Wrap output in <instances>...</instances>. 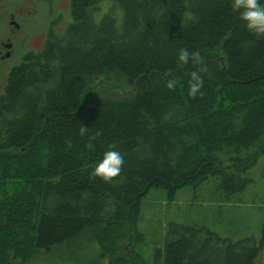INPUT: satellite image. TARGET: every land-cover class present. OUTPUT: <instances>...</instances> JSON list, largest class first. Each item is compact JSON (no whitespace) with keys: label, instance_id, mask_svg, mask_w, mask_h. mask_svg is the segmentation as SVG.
<instances>
[{"label":"trees","instance_id":"16d2710c","mask_svg":"<svg viewBox=\"0 0 264 264\" xmlns=\"http://www.w3.org/2000/svg\"><path fill=\"white\" fill-rule=\"evenodd\" d=\"M68 1L64 28L28 50L0 92V264L56 252L57 262L74 264L82 250L90 254L82 264H254L264 215L257 240L170 223L150 261L133 245L127 259L117 243L127 227L140 241L136 218L151 188L172 198L209 181L220 202H235L247 172L259 165L264 177V39L245 29L231 0ZM181 48L208 66L195 99L194 67L178 63ZM96 76L131 91L83 102ZM113 147L124 156L120 175L111 183L91 177Z\"/></svg>","mask_w":264,"mask_h":264},{"label":"rangeland","instance_id":"374dc122","mask_svg":"<svg viewBox=\"0 0 264 264\" xmlns=\"http://www.w3.org/2000/svg\"><path fill=\"white\" fill-rule=\"evenodd\" d=\"M67 2L68 0H51V9L53 5V11L63 12V18L66 19ZM24 4L26 3H23L22 7L26 8L27 6ZM108 5L109 2L106 1L100 3L97 17L105 11ZM45 13L44 7L36 10V15L33 18H28L27 25L30 27L26 28L27 32L24 34V50L38 49L40 39L44 35L42 29L43 23H45ZM3 83V81L0 82V90ZM130 91L131 88L121 79L111 80L105 79L103 76H96L87 81L82 101L100 96L105 92L121 97ZM259 164L261 165V163ZM246 174L250 177V182L242 193L236 194L239 200L235 202H220L219 195L215 194L214 187L209 181L194 188H179L172 198H168L164 189H149L141 198L136 218V229L141 233L140 241L135 240L134 245L130 228H124L117 243V251L130 259V250L133 245L136 252L143 254L144 258L150 261L154 250L164 245L170 223L204 225L220 238L232 241L252 236L257 240L259 226L264 215V177L261 176L259 165ZM260 252L261 254L254 264H264V244ZM58 255H62V253L56 252L49 255L37 253L25 264H62V260L56 261V258L60 257ZM88 256L90 254L85 250L76 253L74 264L84 263ZM7 264L20 263L10 261ZM97 264H108V262L103 257Z\"/></svg>","mask_w":264,"mask_h":264},{"label":"clouds","instance_id":"9594fccd","mask_svg":"<svg viewBox=\"0 0 264 264\" xmlns=\"http://www.w3.org/2000/svg\"><path fill=\"white\" fill-rule=\"evenodd\" d=\"M231 8L234 12L239 13V19L243 22L245 29L257 38L264 39V3L261 0H231ZM178 63L183 66L191 64L194 70L189 73L188 95L195 99L197 96H202L201 89L204 86L202 74L208 72V66L204 63L203 57L199 52H189L187 48L179 49L177 55ZM165 86L169 90L176 87V81L170 79ZM88 133V128L81 125L79 128V135L81 137ZM102 133L97 132L89 136L85 147L92 149L94 144L92 141L96 140ZM124 165V156L114 150V147L104 152L102 159L96 164L90 175L93 178H99L105 183H111L117 178Z\"/></svg>","mask_w":264,"mask_h":264},{"label":"flooded vegetation","instance_id":"af4514ba","mask_svg":"<svg viewBox=\"0 0 264 264\" xmlns=\"http://www.w3.org/2000/svg\"><path fill=\"white\" fill-rule=\"evenodd\" d=\"M23 3L27 6L24 7L25 9L22 7ZM41 7H45L46 13L42 29L44 35L40 39L38 49L43 45L49 32L58 33L64 28L69 19V1L67 2V17L64 19L63 12L53 11V5L51 9V0H0V82H4L3 86L8 71L13 65L21 63L28 51L23 49L24 34L27 32L26 28L30 27L27 25V20L33 18L36 10L42 9Z\"/></svg>","mask_w":264,"mask_h":264}]
</instances>
